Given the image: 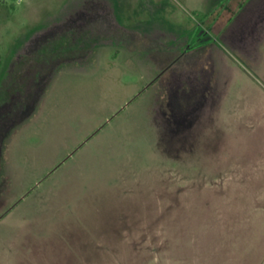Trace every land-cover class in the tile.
Returning a JSON list of instances; mask_svg holds the SVG:
<instances>
[{"label":"rangeland","instance_id":"obj_1","mask_svg":"<svg viewBox=\"0 0 264 264\" xmlns=\"http://www.w3.org/2000/svg\"><path fill=\"white\" fill-rule=\"evenodd\" d=\"M251 1L0 0V264H264V62L234 30ZM80 10L91 28L63 27ZM206 44L230 76L207 152L176 158L216 79L183 56Z\"/></svg>","mask_w":264,"mask_h":264},{"label":"crops","instance_id":"obj_2","mask_svg":"<svg viewBox=\"0 0 264 264\" xmlns=\"http://www.w3.org/2000/svg\"><path fill=\"white\" fill-rule=\"evenodd\" d=\"M251 4V5H250ZM249 4V7H243L244 10V15L243 13L240 15L242 16L241 21L235 22V26H234V30L237 31L238 29L240 30V28L242 29L244 27V25H246V23H248V30H249V34H250V39L246 40L245 45L249 46L248 47V53H246V48L245 46L242 47V45L238 44V46L241 48V51L248 57H246L248 60L250 61H256L258 59V65H261L264 62V57H252L251 55L253 54H257L258 56H262L261 51H259V47L258 45H260V41H256L257 36L255 33H253V30H255L256 28V22L257 20H259L263 13H264V0H252L251 3ZM98 14V13H97ZM109 13L107 11H103L100 12V16L102 18H104L107 22H108V17H109ZM96 16V13H95ZM92 15L86 13V11H78L73 13H69L67 16H65L62 21L60 23H62L63 27L68 28V30H84V29H88L91 28V25L93 24L92 22H96V20L92 19ZM264 18V17H263ZM247 21V22H245ZM245 22V23H244ZM252 31V32H251ZM139 33V31H138ZM142 35V34H141ZM239 36L241 37L242 34L240 33ZM96 39V37H94ZM80 39V40H79ZM89 37L82 39L81 35L77 38L74 39L75 41V45L77 46H81L83 41L85 42L84 45H91V41L88 42ZM220 41V39L218 40ZM159 44V43H158ZM95 45V44H94ZM162 47H167V48H163L161 50H158V52H156L158 55H155V57H158V59L155 58V62L157 63L158 67L161 68H170L173 69V65H176L177 63H174L175 60H173L174 58H176V56L172 55V45L171 43L168 44H161ZM253 45V46H252ZM83 50L84 49H80ZM203 53L206 55V57H208V60L211 61L212 67L214 69V71H216L215 73V77L213 80V82L211 84L208 83V80L205 83V90L206 94L204 95V98L202 100V104L200 106L201 112H200V118H198L200 120L199 124H196L197 127L193 130L194 133H192L189 138L183 136L180 137L178 139H175V146H173L175 150L174 156L176 158H181V157H189V155L191 156V154L193 152H197L200 151L202 152L203 150L205 152H207L208 146H206L205 144V140L208 137V133H209V124L208 121H210L208 118L211 116V114H213L214 112V116H216V118L219 116V111L221 110V106H220V102H221V98L223 97V93L225 90V82L226 79L228 78V76H230V72L228 70H225L224 73L223 71L220 73V47L217 45H212V44H206L204 47L198 48L190 53L185 54L183 57H193V55L197 54V53ZM92 56H94V52L92 54ZM264 56V55H263ZM76 57H81L80 55H77ZM172 60V61H171ZM173 63V65H171ZM177 66V65H176ZM171 69L169 70H164L163 76H161V78H164L165 75H168L171 73ZM213 71V72H214ZM221 74V75H220ZM221 78V81H220ZM186 79V78H185ZM188 79V78H187ZM186 79V80H187ZM188 82V81H187ZM257 86V85H256ZM261 90V94L260 96H263L264 99V89H262V87H258ZM250 104V102H249ZM261 105V104H260ZM264 105V100H263V104ZM218 113V115L216 114ZM218 119V118H217ZM221 119V118H220ZM198 120V121H199ZM212 123V122H211ZM217 126H220V163L223 162V157L225 154H227V150H228V146H226L223 142V138H224V131H222L221 128V124L217 123ZM207 142V141H206ZM200 147V149H199ZM171 150V149H170ZM171 150V151H174ZM206 158V157H205Z\"/></svg>","mask_w":264,"mask_h":264},{"label":"trees","instance_id":"obj_3","mask_svg":"<svg viewBox=\"0 0 264 264\" xmlns=\"http://www.w3.org/2000/svg\"><path fill=\"white\" fill-rule=\"evenodd\" d=\"M0 64H1V61H0Z\"/></svg>","mask_w":264,"mask_h":264}]
</instances>
